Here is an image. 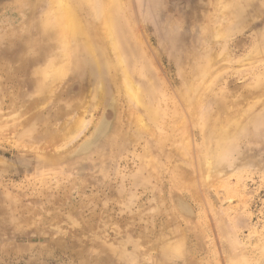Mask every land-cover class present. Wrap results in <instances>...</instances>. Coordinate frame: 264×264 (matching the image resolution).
Wrapping results in <instances>:
<instances>
[{
	"label": "rangeland",
	"instance_id": "374dc122",
	"mask_svg": "<svg viewBox=\"0 0 264 264\" xmlns=\"http://www.w3.org/2000/svg\"><path fill=\"white\" fill-rule=\"evenodd\" d=\"M70 2L0 0V264H264V0Z\"/></svg>",
	"mask_w": 264,
	"mask_h": 264
},
{
	"label": "bare ground",
	"instance_id": "6f19581e",
	"mask_svg": "<svg viewBox=\"0 0 264 264\" xmlns=\"http://www.w3.org/2000/svg\"><path fill=\"white\" fill-rule=\"evenodd\" d=\"M52 1V4L54 6V10H53V22L54 24L53 25H57V28L59 29L58 31L60 33H63L66 37H71L72 39L77 37V36H80L82 37V34H80V32L78 33L77 32V29L79 27V24L80 22L78 23V17H77V12H76V9L75 7L71 4L70 1H73V3H77V4H80V2H84L86 4V6L88 7V9L94 14L96 15L97 17H99V21H98V24L101 26V35L102 37L107 41V45L109 46V49L111 50V53L113 56V53L116 52L117 50V47L120 48L122 50V52H124V54L126 55H130V51H129V43L127 42H123L121 43V41L119 40H116L114 42V38L112 37V34L114 36V34H118L120 35V31L121 30H116L118 28V25L121 24V20L119 18V9H117L115 6L117 5L115 3V0H51ZM50 4V3H49ZM53 9V8H52ZM97 27V26H96ZM121 29V28H120ZM83 31V30H82ZM85 36V35H84ZM65 37V38H66ZM90 38V37H89ZM89 38L88 40H83V43L81 45L82 47V52H81V59H87L88 61H94V63L96 64V70H101V74H104L106 72H110L112 73L113 71L115 72L116 68L120 66V62L118 61V58L117 59H114V62L110 59V56L106 50V47L104 46L103 42H100V41H95V42H92V41H89ZM67 40L66 39L64 41V47L67 45ZM114 42V43H113ZM66 44V45H65ZM60 48H62V44L60 46ZM109 50V51H110ZM66 52V51H65ZM62 55V54H61ZM66 55V54H65ZM64 56V55H63ZM114 57V56H113ZM118 57V56H116ZM63 59V58H62ZM68 59V58H67ZM70 59V58H69ZM83 59V60H84ZM120 59V58H119ZM64 60V59H63ZM122 60V59H121ZM62 62V60H60ZM212 61V60H211ZM60 62V63H61ZM66 63V62H65ZM49 64V63H48ZM56 64H59V63H56ZM68 64V63H66ZM118 69V68H117ZM67 70V69H66ZM63 73V72H62ZM55 74V73H54ZM53 74V76H54ZM67 74V73H66ZM113 74V73H112ZM52 76V74H51ZM57 74L55 75V78H56ZM108 77V75H107ZM110 77V76H109ZM108 77V78H109ZM113 77H114V74H113ZM45 78V77H44ZM52 78V77H51ZM107 78V79H108ZM41 79V78H40ZM43 79V78H42ZM50 79V78H49ZM44 80V79H43ZM57 80V79H56ZM53 81V80H52ZM59 81V80H58ZM57 81V82H58ZM108 81V80H107ZM122 81H120L121 83ZM55 84V83H54ZM58 84V83H57ZM114 84V83H113ZM122 84V83H121ZM53 85V83H52ZM127 84H125V87H126ZM109 87V86H108ZM120 87V86H119ZM129 87V85H128ZM114 88V87H113ZM118 88V87H117ZM122 88V86H121ZM130 88V87H129ZM50 90V89H49ZM54 89H52L53 91ZM90 90V89H89ZM108 90V89H107ZM45 91V90H44ZM106 91V90H105ZM131 91V90H130ZM50 92V91H49ZM108 92V91H107ZM106 92V93H107ZM46 93V92H45ZM51 93V92H50ZM111 97L113 94H111V92H109ZM134 93V92H132ZM31 94V93H30ZM33 94V93H32ZM53 94V93H52ZM133 95V94H132ZM184 95V94H183ZM106 96H108L106 94ZM128 96V95H127ZM27 97V96H26ZM107 98V97H106ZM110 98V97H109ZM108 98V99H109ZM200 98V97H199ZM47 100V99H46ZM197 100V99H196ZM108 101V100H107ZM35 102V101H34ZM120 102V101H119ZM41 103V102H40ZM192 103V102H191ZM107 104V102H106ZM111 104V103H110ZM113 104V103H112ZM115 104V103H114ZM117 104V103H116ZM195 104V102H194ZM201 104V103H200ZM24 105V104H23ZM96 106V105H95ZM98 106V105H97ZM96 106V107H97ZM106 106V105H105ZM36 107V106H35ZM114 107V105H113ZM109 108V107H108ZM115 108V107H114ZM95 109V108H94ZM117 109V107L115 108ZM114 109V111H115ZM81 110V109H80ZM121 110V109H120ZM228 111V110H227ZM72 112V111H71ZM229 112V111H228ZM115 113V112H114ZM121 113V112H120ZM133 113V112H131ZM200 113V112H199ZM115 115V114H114ZM121 115V114H120ZM188 115V114H187ZM189 116V115H188ZM224 116V115H223ZM118 117V116H117ZM133 117V116H132ZM135 117V116H134ZM133 117V118H134ZM121 118V117H120ZM99 119V118H98ZM104 119V118H103ZM113 119V118H112ZM116 119V118H115ZM83 120V119H82ZM82 120L80 121L78 119L79 122H81L82 124ZM107 120V119H106ZM136 120V119H135ZM76 121V122H78ZM193 121V120H192ZM76 122L73 121V124H76ZM136 122V121H135ZM133 122V123H135ZM180 122V120H179ZM182 122V121H181ZM106 123L108 122H103V121H100V119L98 120L97 122V128L99 129V131H103L104 132V129H106ZM117 123V122H116ZM237 123V122H236ZM80 124V123H79ZM78 126V125H77ZM145 126V125H144ZM187 126V125H186ZM185 126V127H186ZM79 127H81V125L78 126V129ZM114 127V126H113ZM112 127V128H113ZM192 127V126H191ZM77 128V127H76ZM75 128V129H76ZM117 128V127H116ZM119 128V127H118ZM115 129V128H114ZM112 130V129H111ZM187 130V129H185ZM110 131V130H109ZM115 131V130H114ZM94 132V130H93ZM147 132V131H145ZM150 132V131H149ZM100 133V132H98ZM110 134V132H108ZM107 133V134H108ZM93 135V133L91 134ZM99 135H103L102 134H99ZM95 136V135H94ZM104 136H105V133H104ZM102 137V136H100ZM153 137V136H152ZM108 138V137H107ZM106 138V139H107ZM96 139V138H95ZM100 139V138H98ZM105 139V138H104ZM109 139V138H108ZM103 139H100L99 141H101ZM143 140V139H142ZM91 141V140H90ZM94 141V140H93ZM98 141V143H99ZM111 142V141H110ZM91 143V142H90ZM97 143V144H98ZM102 144V143H101ZM106 144V143H105ZM93 145V144H92ZM100 145V144H99ZM63 148L65 147V145H61ZM60 146V147H61ZM90 146V145H89ZM188 146V145H187ZM91 147V146H90ZM94 147V145H93ZM85 148V147H84ZM98 148V147H97ZM96 148V149H97ZM81 150V149H80ZM88 150V149H87ZM51 151V150H50ZM89 151V150H88ZM87 151V152H88ZM92 151V150H91ZM89 151V152H91ZM74 152H77L76 150ZM73 152V153H74ZM86 152V153H87ZM92 153V152H91ZM75 154V153H74ZM83 154V153H82ZM192 163V162H191ZM154 164V163H153ZM152 164V165H153ZM202 164V163H201ZM187 166V165H185ZM202 167V166H201ZM205 167V166H204ZM193 169V168H192ZM262 172V171H261ZM69 173V172H68ZM40 178V177H39ZM203 178V177H202ZM204 180V179H203ZM187 181V180H186ZM188 184V183H187ZM197 185V184H196ZM48 186V185H47ZM197 190V189H196ZM199 190V189H198ZM203 202V201H202ZM205 203V202H204ZM208 208V207H207ZM219 211V210H218ZM162 212V211H161ZM180 227V226H179ZM149 232V231H148ZM144 235V234H142ZM147 237V236H146ZM148 239V238H147ZM148 245V244H146ZM108 246V245H106ZM150 246V245H149ZM157 246H155L156 248ZM168 247V246H167ZM112 248V247H111ZM149 248V247H148ZM173 249V248H172ZM153 250V249H151ZM263 253V252H262ZM117 255V254H116ZM176 259V258H175ZM181 260V259H180Z\"/></svg>",
	"mask_w": 264,
	"mask_h": 264
}]
</instances>
